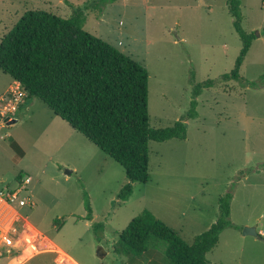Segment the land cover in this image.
I'll return each mask as SVG.
<instances>
[{"label":"rangeland","instance_id":"obj_1","mask_svg":"<svg viewBox=\"0 0 264 264\" xmlns=\"http://www.w3.org/2000/svg\"><path fill=\"white\" fill-rule=\"evenodd\" d=\"M89 2L0 0V43L29 11L67 19L73 7ZM240 2L242 28L255 37L240 69L245 81L204 89L196 98L197 118L186 121L185 140L149 144L146 184L130 183L120 165L40 100L21 102L16 124L1 131L0 192L15 188L19 176L31 178L24 197L35 207L25 213L46 241L37 244L38 255L24 260L26 245L14 237L0 264H58L59 256L61 264H172L162 242L151 243L141 258L116 255L114 245L144 211L192 244L216 222L226 194L233 197L234 225L264 231V0ZM84 13L87 32L146 68L154 129L184 117L193 87L230 73L242 48L227 0H120ZM12 81L0 71V91ZM128 184L133 194L123 202L119 194ZM84 193L92 221L84 220ZM93 224L103 225L98 236ZM242 230L221 234L207 255L210 264H264V237H243Z\"/></svg>","mask_w":264,"mask_h":264},{"label":"trees","instance_id":"obj_2","mask_svg":"<svg viewBox=\"0 0 264 264\" xmlns=\"http://www.w3.org/2000/svg\"><path fill=\"white\" fill-rule=\"evenodd\" d=\"M119 1L90 0L85 8L73 7L67 19L41 10L27 12L1 40L0 71L20 83L27 98L43 102L54 116L120 165L130 183L146 184L150 180L149 144L185 140L186 121L197 118L196 98L204 89L245 81L240 69L255 37L242 28L240 0H227L233 28L242 43L234 69L219 80L195 85L189 112L171 127L154 129L150 127L146 68L85 30L86 10L102 12L105 6ZM24 177L19 176L18 182ZM132 194L128 184L119 199L126 202ZM83 199L87 213L84 220L92 221L86 193ZM232 199L231 194H226L219 200L216 222L192 244L144 211L120 233L114 253L141 258L149 252L151 243L162 242L172 264H210L207 255L217 246L221 234L227 229L242 230L230 219ZM91 228L96 236L103 232L102 224Z\"/></svg>","mask_w":264,"mask_h":264},{"label":"built area","instance_id":"obj_3","mask_svg":"<svg viewBox=\"0 0 264 264\" xmlns=\"http://www.w3.org/2000/svg\"><path fill=\"white\" fill-rule=\"evenodd\" d=\"M27 96V92L16 81L12 82L6 92H0V139H2V127L5 128L6 125H9V122L17 120L20 104ZM31 182V178L25 176L21 182L16 184L15 188H5L0 192V259L13 246L14 237L22 239L26 245L24 260L38 255L37 244H42L43 239L45 240L30 225L27 220L28 216L25 213L26 209L35 207L30 197H24ZM64 256L66 255L64 254ZM58 258L57 263H63L64 259L60 256Z\"/></svg>","mask_w":264,"mask_h":264},{"label":"water","instance_id":"obj_4","mask_svg":"<svg viewBox=\"0 0 264 264\" xmlns=\"http://www.w3.org/2000/svg\"><path fill=\"white\" fill-rule=\"evenodd\" d=\"M16 120H13L11 122H9V125H14L16 124ZM66 174H71L70 171H66ZM242 236L243 237H255V238H258V239H261L260 236L257 234L256 232V229L253 228V227H245L243 228L242 230ZM97 256L98 258L100 259H103L105 256H106V253L102 250V249H99V251L97 252Z\"/></svg>","mask_w":264,"mask_h":264},{"label":"crops","instance_id":"obj_5","mask_svg":"<svg viewBox=\"0 0 264 264\" xmlns=\"http://www.w3.org/2000/svg\"><path fill=\"white\" fill-rule=\"evenodd\" d=\"M13 82V81H12ZM12 84V83H11ZM10 86V85H9ZM9 88V87H8ZM8 88H6L5 90H2V91H0L1 93L2 92H6L7 91V89ZM247 226H249V225H247ZM243 228V227H242ZM257 231V234L259 235V236H261V237H264V231L263 230H258V229H256ZM256 240H259V241H263V239H258V238H255Z\"/></svg>","mask_w":264,"mask_h":264}]
</instances>
